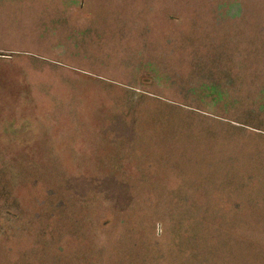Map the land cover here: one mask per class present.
I'll use <instances>...</instances> for the list:
<instances>
[{
    "label": "rangeland",
    "instance_id": "374dc122",
    "mask_svg": "<svg viewBox=\"0 0 264 264\" xmlns=\"http://www.w3.org/2000/svg\"><path fill=\"white\" fill-rule=\"evenodd\" d=\"M0 264H264V0H0Z\"/></svg>",
    "mask_w": 264,
    "mask_h": 264
}]
</instances>
